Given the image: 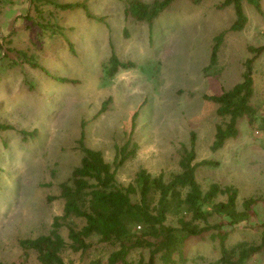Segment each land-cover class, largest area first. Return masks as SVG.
<instances>
[{
    "label": "rangeland",
    "instance_id": "obj_1",
    "mask_svg": "<svg viewBox=\"0 0 264 264\" xmlns=\"http://www.w3.org/2000/svg\"><path fill=\"white\" fill-rule=\"evenodd\" d=\"M51 1L84 2L93 19L83 9L63 12L31 0H0V124L14 128L0 130V260L39 264L33 252L24 257L20 241L47 234L62 214L63 202L49 198L59 195V185L79 165L82 133L86 146L110 163L124 146L132 151L117 174L126 186L141 169L152 175L176 172L194 131L197 161L215 163L197 171L204 191L212 184L233 186L239 206L264 197V136L258 124L242 119L238 137L212 151L223 120L204 98L239 83L252 57L249 48L264 46V0L261 13L244 3L248 23L236 32H228L235 12L219 7L224 0H176L151 28L126 17L127 0ZM222 32L227 33L218 64L209 68L214 38ZM111 45L132 68L106 73ZM15 50L39 67L19 64ZM254 81L253 105L264 117V54L256 60ZM255 210L247 221L226 228L229 248L259 242L264 203ZM61 232L67 237L66 228ZM110 251L97 245L92 257L105 259ZM183 257V264H212L220 251L206 234L188 240ZM65 259L78 262L79 255L67 252ZM249 264H264V255Z\"/></svg>",
    "mask_w": 264,
    "mask_h": 264
},
{
    "label": "trees",
    "instance_id": "obj_2",
    "mask_svg": "<svg viewBox=\"0 0 264 264\" xmlns=\"http://www.w3.org/2000/svg\"><path fill=\"white\" fill-rule=\"evenodd\" d=\"M175 1L147 3L144 0H127L126 17L151 28ZM31 2L49 4L63 12L83 9L87 18L93 19L84 2ZM261 2L224 0L219 7H232L235 12V21L228 32L245 29L248 17L244 3L253 5L261 13ZM226 33L222 32L214 38L209 68L218 64ZM14 52L20 59L19 64L39 67L26 52ZM249 52L252 57L245 61L239 83L219 95L204 96L217 106V115L223 120V124L215 128L212 151L222 149L228 140L238 137V123L242 119H247L251 126L258 124L264 136V117L258 116V110L253 105L254 66L264 54V46L250 47ZM21 55L25 56L24 60H21ZM132 67L131 62L118 58L111 45V56L104 65L106 73L114 76L119 70ZM68 82L75 84L76 80ZM13 129L11 125L0 124V130ZM22 134L29 135L25 131ZM84 137L82 133L79 165L59 185V195L49 198L63 202L62 214L54 217L47 234L20 241L25 258L33 252L39 264H183L186 262L183 250L187 241L206 234L216 240L220 251L219 259L212 264H249L255 257L264 255V223L258 243L241 242L232 248L227 243L231 230L226 229L254 216L256 205L260 201L264 203V197L247 198L239 206V191L233 186L212 184L204 191L197 180V171L201 166H213L215 163L210 160L197 161V135L194 131L190 133L189 145L182 149L176 172L152 175L141 169L126 186L118 181L117 174L132 151L128 152L127 146H124L110 163L101 151L86 146ZM63 228L67 229V237L62 235ZM93 238H97V243ZM97 245L110 247L111 251L105 259L92 257ZM67 252L79 255L78 262L66 261ZM137 253V257H134ZM0 264L7 263L0 260ZM19 264H26V261Z\"/></svg>",
    "mask_w": 264,
    "mask_h": 264
}]
</instances>
